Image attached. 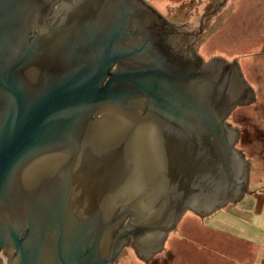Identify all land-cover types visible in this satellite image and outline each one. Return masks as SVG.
I'll use <instances>...</instances> for the list:
<instances>
[{
	"label": "water",
	"instance_id": "obj_1",
	"mask_svg": "<svg viewBox=\"0 0 264 264\" xmlns=\"http://www.w3.org/2000/svg\"><path fill=\"white\" fill-rule=\"evenodd\" d=\"M167 24L146 0H0V247L15 264H112L126 217L123 245L149 261L186 212L246 195L227 119L254 90L236 60H172Z\"/></svg>",
	"mask_w": 264,
	"mask_h": 264
},
{
	"label": "rangeland",
	"instance_id": "obj_2",
	"mask_svg": "<svg viewBox=\"0 0 264 264\" xmlns=\"http://www.w3.org/2000/svg\"><path fill=\"white\" fill-rule=\"evenodd\" d=\"M146 1L180 32L192 34L183 37L206 64L236 60L252 86L255 102L227 119L240 132L235 148L249 163V184L240 201L211 215L186 212L149 261L129 243L112 264H264V0Z\"/></svg>",
	"mask_w": 264,
	"mask_h": 264
},
{
	"label": "flooded vegetation",
	"instance_id": "obj_3",
	"mask_svg": "<svg viewBox=\"0 0 264 264\" xmlns=\"http://www.w3.org/2000/svg\"><path fill=\"white\" fill-rule=\"evenodd\" d=\"M61 7H62L61 1H59L58 3L53 5L52 10L50 12V17L53 18L55 13L58 12L61 9ZM63 13H64V11H63ZM63 13H61V16H59L57 18V21H55L53 23V25H57V22L60 21ZM169 21H168V24L165 27V30H166L165 34L161 38V41H160L162 47L165 50V52L171 57L172 60H175L176 62H179L181 64H185L187 66H190L191 68L198 69V67H196L197 66V61H196V59L194 57V55L196 53L194 52L192 47L188 46L187 42H189V40L184 38V37H190V36H192V34H188V33L185 34V33L180 32V30H179L180 28L171 25L169 23ZM42 25H45L44 21L42 22ZM133 32L134 33L137 32V29L133 30ZM33 34L35 35V32ZM185 42H186V44H185ZM196 55H198V54H196ZM205 62L203 60L202 65L206 64ZM114 70L115 69H112L111 71L113 72ZM227 123H228V121H227ZM109 219L111 221L115 220L114 226H117L120 218L118 217V214L113 213V214H111L109 216ZM124 219H122L123 222L126 221V220L128 221V217H126ZM121 226H123V225H119V227L117 226L118 227L117 229H119V228L122 229ZM120 229L117 230L118 233L115 231L117 233V235L113 234V236L111 237V240H113L115 242V244L117 245V247L115 249H117L119 247V245H120V247L118 248L119 250L126 248V246L123 245V244H125V241L123 239L125 237V235L120 232ZM27 235H28V230H26L24 232V234L22 235L21 239L25 240ZM23 240H21V241H23ZM128 241L129 240H127V242ZM149 250H151V249H149ZM149 250L143 251V253L146 252L145 256L151 257L152 254L155 253V251H154L153 248H152L151 251H149ZM118 252H116V254ZM89 253H90V249H87L86 252H85V255L87 256ZM12 254H13V250L12 249H10L8 247H5V246L0 247V264H15V260H13L14 257H12ZM135 254L138 257L141 258L139 252L136 249H135Z\"/></svg>",
	"mask_w": 264,
	"mask_h": 264
}]
</instances>
